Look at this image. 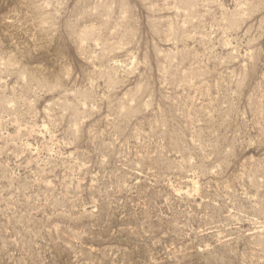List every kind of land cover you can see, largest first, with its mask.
<instances>
[{
    "label": "rangeland",
    "instance_id": "obj_1",
    "mask_svg": "<svg viewBox=\"0 0 264 264\" xmlns=\"http://www.w3.org/2000/svg\"><path fill=\"white\" fill-rule=\"evenodd\" d=\"M0 264H264V0H0Z\"/></svg>",
    "mask_w": 264,
    "mask_h": 264
}]
</instances>
